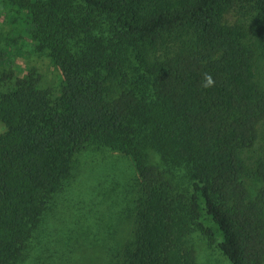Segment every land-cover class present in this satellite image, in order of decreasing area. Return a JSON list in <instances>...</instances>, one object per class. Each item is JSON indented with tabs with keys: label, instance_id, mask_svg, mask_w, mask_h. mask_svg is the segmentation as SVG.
Masks as SVG:
<instances>
[{
	"label": "trees",
	"instance_id": "1",
	"mask_svg": "<svg viewBox=\"0 0 264 264\" xmlns=\"http://www.w3.org/2000/svg\"><path fill=\"white\" fill-rule=\"evenodd\" d=\"M0 4L15 28L0 60L27 37L61 73L57 89L36 69L0 76V264L57 262L43 228L91 151L134 167L133 227L120 245L65 222L69 243L95 234L104 264H143L153 240V264H197L182 251L201 233L231 264H264V0ZM55 246L71 264L74 247Z\"/></svg>",
	"mask_w": 264,
	"mask_h": 264
},
{
	"label": "rangeland",
	"instance_id": "2",
	"mask_svg": "<svg viewBox=\"0 0 264 264\" xmlns=\"http://www.w3.org/2000/svg\"><path fill=\"white\" fill-rule=\"evenodd\" d=\"M9 16L10 14L0 4V35L2 37H8L14 33L15 28L10 23ZM24 42H28L30 46L23 47ZM9 43L12 51L5 56V59L0 60V76L1 73L7 72L18 78L26 75L29 69H36L42 75V83L46 87L58 88L61 73L48 58L33 53L27 37L23 41L11 38ZM17 49H24V51L19 52ZM77 159V167L74 166L72 179L68 180L63 191L53 198L55 199L52 205L53 211L49 213L50 220L43 228L42 237L46 238L49 248L56 256L55 264H59L62 252L64 253L61 247L55 245H61L64 249H67L68 245L70 248L74 247L72 255L68 256L72 259L71 264H104V245L92 236L95 234L85 235L84 232H80L81 236L79 235L77 241L71 244L66 237L64 238L70 233L67 223L72 226L88 223L94 229L104 228L101 231L105 230L107 234L113 235L116 243L124 244L133 227L126 218V212L129 208L127 205L129 199L132 198L127 188L128 180L134 175V167L130 160L121 157L119 153L108 151L86 152L78 155ZM65 222L67 223L64 224ZM58 233H60L61 243L56 242ZM146 235L149 234L146 232L145 237ZM152 238L146 237L147 242ZM172 238L175 244L176 236ZM110 244V241L106 243V245ZM156 245L158 243L152 240L149 247H146V252L141 256L143 264H153V258H156V252H158ZM186 250L192 254L189 256L194 257L197 264H231L219 250L217 242L208 241L201 233H193L190 236L184 244L182 253Z\"/></svg>",
	"mask_w": 264,
	"mask_h": 264
},
{
	"label": "clouds",
	"instance_id": "3",
	"mask_svg": "<svg viewBox=\"0 0 264 264\" xmlns=\"http://www.w3.org/2000/svg\"><path fill=\"white\" fill-rule=\"evenodd\" d=\"M205 80H206V83L203 85L204 87H208V86H211L214 84V81L212 80L210 74H205Z\"/></svg>",
	"mask_w": 264,
	"mask_h": 264
}]
</instances>
